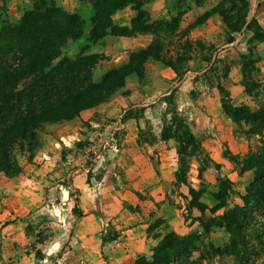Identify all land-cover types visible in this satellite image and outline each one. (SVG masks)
Here are the masks:
<instances>
[{
    "label": "rangeland",
    "instance_id": "374dc122",
    "mask_svg": "<svg viewBox=\"0 0 264 264\" xmlns=\"http://www.w3.org/2000/svg\"><path fill=\"white\" fill-rule=\"evenodd\" d=\"M220 1L206 0L202 4H197L193 0H144L142 7L148 10L152 20L160 22L152 31L136 33L133 36L109 34L88 48L89 52H102L107 55V59L97 67V79L101 78L109 68L126 62L134 51L154 40L162 43V55L165 59L161 61L149 58L145 62L144 77L140 78L136 74L129 76L125 85L106 102L111 105L109 109L115 112L105 118L106 126L102 124L96 126L108 128L107 137H104L108 142L101 141L86 152L87 156L79 160L91 167L88 171V181L91 178L100 181L104 175L107 160L103 162L100 158L99 163L95 162L91 158H94L96 153L109 149L115 153L111 158L117 156L115 149L116 146L122 147L124 132L121 131L123 128H116L119 126L116 123L118 119L124 120L126 114L132 113L137 119L143 118L142 126L139 128L140 142L146 141L152 144L157 140L154 131L159 130L160 127L163 129L167 124H171L173 129L179 128L182 133L189 129L199 139L200 146L193 155L188 152L191 150L189 147L187 153L180 156L178 153L180 144L175 138H171L175 141L176 172L181 169L184 174L182 181L176 177V191L180 207L183 208L182 214L187 220L195 222L193 218L199 213L196 208L191 212L188 209L191 186L198 190L203 189L201 199L209 206H213L217 200L212 193L219 188L220 178L228 177L233 185L227 200L230 204L241 201L239 194H243L241 190L246 192V186L253 177L252 170L241 171L248 157L264 153V131L260 134L251 133V126L246 122L234 121L226 114L223 105L246 104L257 110L264 104V43L246 28L235 32V40L227 43V27L218 13H216L218 18L214 19L210 16L205 22L197 23L206 11ZM32 2L33 0H0V26L17 21L31 7ZM56 3L67 10L81 11L83 14H87L89 10L88 2L81 0H56ZM136 13L137 10L129 5L118 10L113 15V19L121 25H129ZM175 19L176 26L168 27L167 23H173ZM85 43L84 38L68 41L62 48L63 56L76 55ZM248 52H252L251 58L254 59V63L247 66L244 76L242 55ZM169 60L177 62L181 74L167 64ZM248 87L251 88L250 92L246 90ZM171 92H174V103L170 106L172 110L168 112L165 97ZM173 108L178 114L173 112ZM124 109L126 111L123 113ZM120 112L123 113L121 117L118 115ZM220 112L226 115L221 116ZM96 113V118L102 120L97 117L99 112ZM208 119L211 123L215 120V127L207 124ZM57 126L50 124L44 126L41 130L39 149L46 146L48 134L54 137L56 136L54 133L60 131ZM91 126L90 123L88 128ZM216 133L222 138H217ZM63 134L67 136L73 133ZM208 138L220 141L212 143L215 146L214 152L209 151L204 145ZM61 142L64 144L60 147L59 156L63 160H66L69 154H73L74 149L80 150L94 144L89 136L82 142H78L76 138H73L71 143L63 140ZM215 158L220 159L221 162H217ZM28 163L38 164L22 158L23 165ZM78 165L74 164L73 170L77 169ZM81 169L84 170L83 167ZM50 173L52 177L47 182L50 187L44 186L42 190L37 191L39 196L36 193V197H39V201L35 210L28 216V222L23 226V230L30 238L29 249L23 252L32 253L37 264H106L103 242L102 246L98 245L97 251L94 249L84 251L79 248L78 242L83 239V232L90 225L99 227L96 237L102 241L109 228L116 229L113 224L116 217L108 221V213L103 210L105 209L103 199L102 206L100 203L96 213L97 219L86 218L84 210L78 206L82 201L80 190L75 185L74 175L71 173L69 178H64L61 169ZM99 187L101 188V185ZM115 187L117 191H121L120 185ZM65 190L69 191L71 199H63ZM112 194L117 195L116 198L121 200V196L115 190H112ZM139 195L142 196L141 193ZM122 201L124 209H139V205ZM116 202L113 204V211L119 206L118 200ZM22 220H25V217ZM227 238V233L218 228L205 240L222 244ZM194 255L198 256V253ZM204 264L239 263L234 257H214Z\"/></svg>",
    "mask_w": 264,
    "mask_h": 264
},
{
    "label": "trees",
    "instance_id": "16d2710c",
    "mask_svg": "<svg viewBox=\"0 0 264 264\" xmlns=\"http://www.w3.org/2000/svg\"><path fill=\"white\" fill-rule=\"evenodd\" d=\"M88 2L87 14L67 10L56 0H33L17 21L0 26V173L14 177L23 172L22 158L33 161L41 146V130L46 124L62 122L83 110L106 103L122 88L133 74L145 75V62L149 58L165 61L160 41L134 51L121 65L109 68L101 78H96L98 65L107 59L102 52H89L88 48L109 34L133 36L152 31L160 23L152 20L142 7L144 0H81ZM202 4L206 0H193ZM133 6L137 13L129 25L116 23L113 15L120 9ZM220 14L226 24L227 43L235 40V32L243 28L252 31L264 43V27L256 17L250 16V0H221L206 11L197 21L205 22L213 14ZM168 27L177 24L175 19ZM86 40L84 47L74 56H63V46L70 40ZM252 52L244 53L242 72L254 63ZM181 74L176 61L169 60ZM228 70V69H227ZM248 92L251 88H246ZM168 112L174 103V92L166 95ZM224 111L234 121L249 124L250 132L264 131V104L257 110L249 105L225 103ZM174 109V108H173ZM178 114L177 110L173 111ZM135 117L132 113L124 118ZM164 139L179 142L180 156L191 155L200 146L197 136L187 130L182 133L171 124L163 126ZM241 172L253 171L246 192L239 194L241 202L230 204L227 200L233 182L220 178L219 188L212 194L217 202L209 206L201 195L203 189L189 187L188 209L198 210L193 218L202 231L179 235L165 224L164 232H156L160 240L152 253L138 254L135 264H204L214 257H234L239 264L264 262V153L246 159ZM181 169L176 177L182 181ZM156 220L150 227L155 230L164 224ZM227 233L222 244L206 241L216 229ZM119 232L109 228L102 241L116 240ZM198 253V256L194 254Z\"/></svg>",
    "mask_w": 264,
    "mask_h": 264
},
{
    "label": "crops",
    "instance_id": "0c3cea01",
    "mask_svg": "<svg viewBox=\"0 0 264 264\" xmlns=\"http://www.w3.org/2000/svg\"><path fill=\"white\" fill-rule=\"evenodd\" d=\"M254 6L256 7L254 8ZM263 15L264 1L250 0V16L256 17L264 27ZM217 16V14L212 15L214 19L218 18ZM109 105L104 103L83 110L75 117L62 122L49 123L55 127L58 125L60 131L54 133L57 137L48 134V140L45 139L46 146L39 149L34 157L33 161L38 162V164H22L23 172L14 177L0 173V264H8L9 262L12 264H37L32 253L23 252L29 249L30 240L23 230V226L28 222V216L35 210L39 201L36 193L38 195L39 190H42L44 186L50 187V184L47 183L52 177L50 172L58 171V169H61L64 178H69L71 173L74 175L75 185L80 190L82 201V204L78 206L84 210L86 218L97 219L96 213L100 208V203L102 206L103 199L105 200V209L103 210L108 213V221L116 217L113 224L119 232V236L116 240L105 242L103 246L106 264H135L138 254L150 255L152 247L160 240V236H156L155 233L164 232L165 229L162 226L165 224H168L169 229L176 231L179 235H186L192 230L202 231L198 221L187 220L182 214L183 208L180 207L176 191L175 141L164 139L160 127L159 130L154 131L157 137L156 141L152 144L146 141L140 142L139 128L142 126L143 118L137 119L130 116L124 120L118 119L116 124L119 126L116 128L121 127L123 128L121 131L124 132L122 147L115 149L117 156L114 158L111 156L115 153L109 149L96 153V156L91 158L95 162L99 163L100 158L103 162L107 160L104 175L100 181L94 178L88 181V171L91 167L79 160L83 159L85 155L87 156L86 152L101 141L108 142L107 139H104L107 137L108 128H98L96 125H105V118L115 112V110L109 109L111 106ZM125 111L126 109L122 112ZM96 112H99L97 117L102 120L96 118ZM122 112L118 113L120 117ZM220 115L225 116L226 114L220 112ZM206 122L210 126L214 125L215 127L216 125L215 120L211 123L208 119ZM88 123L92 125L90 128H88ZM63 131L73 134L65 136ZM199 134L201 135V132ZM88 136L94 141V144L85 146L84 149H74L73 154H69L66 160L59 156L60 147L64 144L61 142L62 140L71 143L73 138H76L78 142H82ZM216 136L222 138L217 133ZM97 139L99 140L97 141ZM213 142L219 143L220 141L215 138H208L204 142L207 149L212 152L215 148ZM215 159L217 162H221L220 159ZM76 163L79 164V167L73 170ZM115 185H120L121 191H117ZM112 190L121 196V200L116 198L117 195L112 194ZM49 192L51 194V188ZM140 193L142 196L139 195ZM241 193H244V190H241ZM65 198L71 199L68 190H65L63 194V199ZM117 200L119 206L115 207V211H113V204L117 203ZM122 200H126L135 206L139 205V209H124L123 204H121ZM24 217L25 220H22ZM158 219H163L164 224L155 230H150L151 225ZM98 232L99 227L97 225L87 227L83 232V239L78 242L79 248L84 251L87 249L97 251L98 245L102 246L103 242L96 237Z\"/></svg>",
    "mask_w": 264,
    "mask_h": 264
},
{
    "label": "built area",
    "instance_id": "2783aa9c",
    "mask_svg": "<svg viewBox=\"0 0 264 264\" xmlns=\"http://www.w3.org/2000/svg\"><path fill=\"white\" fill-rule=\"evenodd\" d=\"M63 141H65V140H63ZM116 148H118V147L116 146Z\"/></svg>",
    "mask_w": 264,
    "mask_h": 264
}]
</instances>
